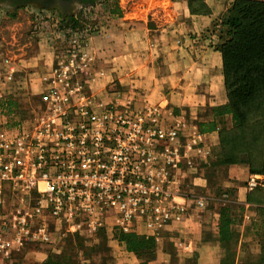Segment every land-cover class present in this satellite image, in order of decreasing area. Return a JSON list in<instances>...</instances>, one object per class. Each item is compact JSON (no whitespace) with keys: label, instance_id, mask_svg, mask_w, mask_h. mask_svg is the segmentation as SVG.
Returning a JSON list of instances; mask_svg holds the SVG:
<instances>
[{"label":"built area","instance_id":"1","mask_svg":"<svg viewBox=\"0 0 264 264\" xmlns=\"http://www.w3.org/2000/svg\"><path fill=\"white\" fill-rule=\"evenodd\" d=\"M110 3L82 6L75 25L50 10L29 8L38 37L60 48L35 93L37 110L25 120L14 105L26 88L0 48L3 258L28 246L53 245L54 223L67 233L95 234L109 220L112 230L155 239L168 223L183 220L190 205L206 208L203 196L180 188L182 165L195 164L181 143L183 124L167 104L95 100L91 81L108 73L92 70L88 46L93 36L106 33L96 14ZM108 93H118L114 82ZM245 187L264 190V174H248Z\"/></svg>","mask_w":264,"mask_h":264},{"label":"crops","instance_id":"2","mask_svg":"<svg viewBox=\"0 0 264 264\" xmlns=\"http://www.w3.org/2000/svg\"><path fill=\"white\" fill-rule=\"evenodd\" d=\"M114 1L98 6L96 20L106 33L93 36L88 46L94 57L92 70L108 73L91 81L95 100L167 104L183 124L181 143L195 164L194 168L186 161L182 165L180 188L191 197L199 195L208 183L203 163L217 145L219 131L233 125L231 114H216L214 107L226 102L222 56L217 49L223 41L218 32L235 0ZM11 29L4 36L7 62L16 70L17 83L37 93L60 46L52 48L29 24L21 33ZM111 82L118 93H108ZM248 174L245 164L229 166L222 179L229 187L228 199L204 197L205 209L190 205L183 220L164 227L155 241H171L178 257L157 244L151 250L130 252L123 242L110 240L70 264H188L192 260L221 264L218 225L223 207L231 210L230 230L237 234L238 251L246 250L254 237L264 236V190L248 191ZM58 252L54 244L32 245L7 258L0 256V264H43L48 258L60 259Z\"/></svg>","mask_w":264,"mask_h":264},{"label":"trees","instance_id":"3","mask_svg":"<svg viewBox=\"0 0 264 264\" xmlns=\"http://www.w3.org/2000/svg\"><path fill=\"white\" fill-rule=\"evenodd\" d=\"M221 22L218 33L223 42L217 49L222 56L226 102L214 107V112L231 114L233 125L219 131L218 143L211 154L216 164L227 167L245 164L249 174H264V0H235ZM74 23L79 24L77 19ZM14 106L18 114L19 104ZM230 214L228 207L221 209L218 229L222 248L238 239L230 230ZM114 235L130 252L156 247L153 237L119 230H114ZM59 258H48L43 264L76 261L65 260L60 254Z\"/></svg>","mask_w":264,"mask_h":264},{"label":"rangeland","instance_id":"4","mask_svg":"<svg viewBox=\"0 0 264 264\" xmlns=\"http://www.w3.org/2000/svg\"><path fill=\"white\" fill-rule=\"evenodd\" d=\"M95 1L96 0H92V2ZM73 4L75 3L71 2L63 7L58 6L57 8L40 6L38 2L25 3L15 7L0 5L1 50L4 51L3 45L6 44L4 36L5 33H8L10 26L12 28L11 30L20 33L22 32L23 27L28 26V24L32 26L28 15L29 8H44L50 10L59 18L68 21L71 20L72 22L70 21L69 23L75 24L74 21H76V19L79 20L78 18L82 14V8H73ZM26 93H28V96ZM35 93V91L27 88L20 93L21 104L18 108V119L25 120L32 116L37 110L38 103ZM224 94L226 98L225 90ZM23 95L27 97H23ZM215 160V157L210 153L203 163V176L207 179L208 183L199 191V195L206 199L215 196L221 200H226L229 197L230 191L229 187L225 185L222 179H224L228 167L216 164ZM107 222V225L100 227L95 234L89 230L71 234L66 232L65 227L62 224L54 223L50 225L54 245L57 246L58 253L63 256L65 260L69 259L73 261L77 256L85 257L89 253H93L110 240H117L114 235V230L110 227L111 221L108 220ZM252 241L253 242L246 250L238 251L236 248L238 239L236 240L235 238L232 240L230 244L226 245L227 248L225 247L222 250L223 260L221 264H264V236L259 239L254 237ZM155 243L160 249H168V253L171 257H178V252L173 249V245H170L171 241L162 240L159 242L155 241ZM188 264H195V260H192Z\"/></svg>","mask_w":264,"mask_h":264},{"label":"flooded vegetation","instance_id":"5","mask_svg":"<svg viewBox=\"0 0 264 264\" xmlns=\"http://www.w3.org/2000/svg\"><path fill=\"white\" fill-rule=\"evenodd\" d=\"M38 2L40 6L47 8H57L58 6H65L71 2H74L73 8H80L85 4H88L90 0H0V5H5L9 7L20 6L25 3Z\"/></svg>","mask_w":264,"mask_h":264}]
</instances>
